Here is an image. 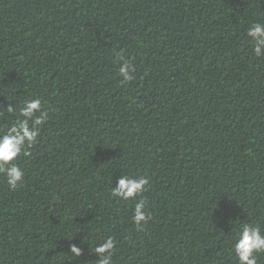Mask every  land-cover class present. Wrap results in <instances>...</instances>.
I'll list each match as a JSON object with an SVG mask.
<instances>
[{
    "label": "trees",
    "instance_id": "obj_1",
    "mask_svg": "<svg viewBox=\"0 0 264 264\" xmlns=\"http://www.w3.org/2000/svg\"><path fill=\"white\" fill-rule=\"evenodd\" d=\"M252 23L264 0H0V132L27 100L47 112L11 162L22 183L0 173V264H97L109 236L112 264H238V227L264 232ZM121 175L147 191L112 197ZM141 197L152 218L138 229Z\"/></svg>",
    "mask_w": 264,
    "mask_h": 264
},
{
    "label": "clouds",
    "instance_id": "obj_2",
    "mask_svg": "<svg viewBox=\"0 0 264 264\" xmlns=\"http://www.w3.org/2000/svg\"><path fill=\"white\" fill-rule=\"evenodd\" d=\"M247 36L254 42L253 52L257 57L264 56V24L252 23L247 29ZM123 60V56H120ZM134 68L130 62L124 61L119 74L123 82L133 79L131 75ZM8 112L15 111V106H9ZM39 113V116L36 114ZM23 117V119L19 118ZM19 117L3 132H0V173L7 181L11 189H15L23 181L24 172L16 163H11L17 157L28 156V148L33 146L38 139L40 127L45 123L47 112L41 109V100L34 98L27 100L19 109ZM149 180L144 176L121 175L115 188L111 189V195L124 201L133 199L147 191ZM146 201L141 197L134 205L133 220L138 229L151 220V215L145 211ZM73 254H79L80 249L76 245L70 247ZM99 256L97 264H112L114 254V241L111 236L103 239V242L94 248ZM233 251L238 264H257L256 256L264 253V232L258 225L244 223L237 229ZM107 253V255H105Z\"/></svg>",
    "mask_w": 264,
    "mask_h": 264
}]
</instances>
